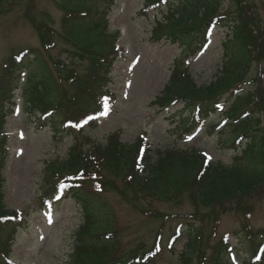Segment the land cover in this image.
Listing matches in <instances>:
<instances>
[{
	"label": "rangeland",
	"instance_id": "rangeland-1",
	"mask_svg": "<svg viewBox=\"0 0 264 264\" xmlns=\"http://www.w3.org/2000/svg\"><path fill=\"white\" fill-rule=\"evenodd\" d=\"M2 1L0 73L6 58L29 50L27 57L17 60V66L0 80V88H13L8 94L0 93V123L3 125L0 139L4 138L0 145V159L5 160L1 170L4 180L3 203L26 221V229L19 230L12 248L10 264H65L68 260L76 238L75 231L82 222L79 204L68 198L55 203L50 209L44 205L42 198L43 189L49 185L44 183L48 161L65 159L69 148L76 141L84 148H89L91 142L104 143L107 135L116 130L121 142L131 144L138 139L144 140L150 152L166 147L203 150L212 162H230L233 153L227 149V139L232 134L229 128H225L219 137L216 129L205 133L203 129L206 126L199 130L197 136L184 141L178 124L186 121L188 108L182 107L181 102H175L161 110L156 105H150V101L166 83L175 57L183 58L184 63L185 59L190 60L188 71L196 84H206L214 79L222 61V41L227 34L230 36L231 25L229 28L216 27L205 52L191 59L183 55L184 47L180 40L173 43L171 39L164 38L156 43L150 39L153 16L161 18L156 8L163 14L166 12L164 5L160 8L149 6L147 16H144L141 14L143 0H113L105 21L108 32H117L113 35L116 51L110 63V82L107 85L109 96L104 101L103 112L95 120L97 123L94 128L82 125L80 132L70 126L67 117L79 114V110L73 109L70 104L76 98L75 80L87 72L86 60L77 56L81 53L82 43L73 36L66 37L68 22L64 23L67 14L64 6L74 2L103 13L109 0ZM246 2L248 5L242 4L248 12H256L264 33L262 0ZM237 6L234 0H221L219 13L235 17ZM75 17L88 20L90 16L85 13ZM32 19L44 21L53 30L52 41L47 46L41 43ZM34 51L39 54V63V59L34 58ZM71 58L80 63L74 66L69 64ZM57 60H64L66 65L58 68ZM257 61L262 63H251L248 74L251 82L244 84L243 92L253 89L254 83L264 90V59ZM182 68L185 66L182 65ZM70 70L76 74L73 81L71 75L68 76ZM30 73L32 78L28 83ZM36 81L46 85L44 90L48 88V93L46 90V96L42 99V109H33L29 101L32 85ZM223 97L221 102L224 104ZM226 109L224 107L223 110ZM217 116L221 117V114H213L211 122ZM259 118L260 127H263L261 134H264V112L259 114ZM230 122L231 119L227 123ZM241 140L244 145L247 139L243 137ZM115 183L118 187L122 185L119 180H115ZM87 186L96 224L114 232L113 235L108 233L102 236V243H107L108 239L115 236L119 253L124 256L135 248L142 247V252H147L156 245V255L142 264H178L177 252L182 249L185 239L180 238L173 244L171 251V234L176 225H180L182 231L189 228V222L198 224L189 217L194 208L186 195L178 202L152 200L149 206V198L139 197L132 204L112 188L100 191L91 181L87 182ZM52 188L53 185L50 190ZM250 199L251 210L220 214L214 224L210 244L226 236L234 249V264H264V258L259 262L260 251L264 246V185L251 194ZM138 204L149 209L141 212L137 209ZM48 216L50 220L46 218ZM204 232L206 234V229Z\"/></svg>",
	"mask_w": 264,
	"mask_h": 264
},
{
	"label": "trees",
	"instance_id": "trees-1",
	"mask_svg": "<svg viewBox=\"0 0 264 264\" xmlns=\"http://www.w3.org/2000/svg\"><path fill=\"white\" fill-rule=\"evenodd\" d=\"M69 1V0H68ZM160 0H146V6ZM238 3L235 17L227 13L218 14L221 0H180L172 6L167 24L158 22L153 28V38L163 35L180 40L185 45L183 55L191 56L206 43L211 25H232L231 37L224 41V59L215 80L209 84L197 86L188 71L182 68L183 58H178L171 71L168 82L162 91L150 102L161 109L180 100L190 110L181 127L183 134H190L202 124V118L215 112L214 104L219 97L227 94V115L236 123L231 130L238 136L244 133H261L259 114L264 112V90L253 84V89L243 92V84L251 82L248 76L251 63L264 59V33L259 26L256 12H248L244 6L247 0H234ZM244 3V4H242ZM3 1L0 0V6ZM264 10V0H262ZM67 14L64 23L66 37L73 36L84 41L80 48L81 57L89 61L87 73L76 79V89H80V102L71 104L73 109L81 113L90 110L93 101L100 94V89L109 78L106 76L110 68L114 48V36L108 34L102 19L79 20L75 15L100 16L98 9L80 6L78 3H67L64 6ZM0 11H3L0 9ZM217 16H222L217 17ZM43 45L52 41L53 30L44 22L31 20ZM96 44V48H91ZM252 52H262L254 56ZM58 68L64 67L60 60L55 61ZM16 66L12 58L4 61L0 80L11 73ZM263 70V68H261ZM74 79L76 74L70 70L68 76ZM240 92V93H239ZM88 110L86 108L90 105ZM100 107V106H99ZM98 108V107H97ZM96 108V109H97ZM248 112V116L246 114ZM2 117V113H0ZM180 124V123H179ZM219 122L212 124V127ZM211 125V124H210ZM0 123V130H1ZM223 131V128L220 130ZM249 140L240 154L235 153L229 164L211 162L208 156L189 150L174 147L155 152L142 149L141 139L132 144L119 140L118 131L111 134L105 144H94L83 150L80 145L70 147L65 159L48 161L45 167V185L42 202H51L61 194V199L72 198L81 207L84 223L65 264H142L140 260L142 247L135 248L124 256L119 253V243L115 236L102 243L100 238L114 232L96 224L91 197L88 195L87 182L95 183L100 191L112 188L126 201L133 202L139 197L152 200L178 202L186 195L194 210L189 214L198 224L184 232L187 240L178 254V264H226L224 252L227 243L220 240L210 244L214 235V224L220 214L228 212L241 213L251 210L250 195L264 185V139L247 134ZM235 136V137H236ZM231 140V148L238 149V142ZM4 138L0 139V145ZM5 160L0 159V172ZM57 179L56 183L55 180ZM115 180L121 182L118 187ZM0 173V264H7L11 247L15 243L18 229L25 227V219L3 203ZM53 188L50 190L51 186ZM127 192H130L128 194ZM250 205V206H249ZM137 209L146 212L149 208L138 204ZM162 216V215H161ZM168 217V215L166 214ZM195 225V224H194ZM206 229V234L204 230ZM100 240V241H99ZM207 249L210 252L207 253Z\"/></svg>",
	"mask_w": 264,
	"mask_h": 264
},
{
	"label": "snow or ice",
	"instance_id": "snow-or-ice-1",
	"mask_svg": "<svg viewBox=\"0 0 264 264\" xmlns=\"http://www.w3.org/2000/svg\"><path fill=\"white\" fill-rule=\"evenodd\" d=\"M89 119H91V117H89ZM86 122V121H85ZM77 127H79V125H77Z\"/></svg>",
	"mask_w": 264,
	"mask_h": 264
}]
</instances>
